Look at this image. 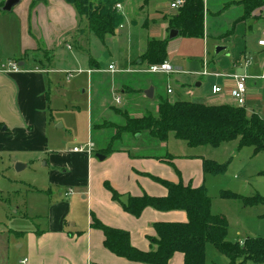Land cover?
Wrapping results in <instances>:
<instances>
[{
  "label": "crops",
  "instance_id": "crops-1",
  "mask_svg": "<svg viewBox=\"0 0 264 264\" xmlns=\"http://www.w3.org/2000/svg\"><path fill=\"white\" fill-rule=\"evenodd\" d=\"M5 1L0 0V41L13 37L12 42L16 41L17 46L7 48L13 51L7 53L11 54L7 57L14 56L7 60L16 61L21 69L17 72H5L1 66L7 60L0 62V154L26 153L25 155L36 156L42 161L46 159L43 166L48 168L42 187L27 184L25 188L30 195L34 193L42 195L47 206L45 215L37 213L35 216H28L26 197L21 195L19 205L15 200L14 213L21 211V218L34 219V222L28 228L9 229L8 233L12 239L7 240H14L17 248L25 250V256L20 260L21 264H145L127 260L109 251L103 244V232L91 226L92 216L105 226L127 231L130 244L135 248L142 251L154 250L156 246L151 243V238L155 237L154 223L185 222L186 212L180 209L160 211L146 207L140 215L134 216L123 209L119 197L127 195L129 200L130 196L143 194L165 195L166 187L156 178L175 183L181 181L194 187L205 185V176L208 174L203 173L202 161L174 158L172 153L164 152L165 142L157 143L148 136H144L143 140H138L141 135L131 138L123 136L113 143L111 142L113 132L104 135L103 132L107 130H98V136L95 137L93 135L95 118L102 124L103 117L113 115L111 110L119 109L121 112L127 110L125 105L119 108L122 101L120 95L118 97L121 101L117 108L107 104L109 103L107 99L106 103H103V96L99 98L97 114L96 101L94 99V111L92 101L87 114L88 142L80 146L83 151H74V148L80 147L58 145L52 137L51 130L53 127L51 120L54 121V117L50 108V92L54 82L49 73L53 68L61 69L59 64L62 59L66 56L69 58L66 52L68 49L72 50L80 64L79 68L85 71L90 79L91 99L94 97V81H102L103 76L106 77L113 72L123 73L121 70H125L126 73L135 71L128 70L130 67L115 69L113 65V70H109L111 64L106 69L101 68L92 40L94 43L97 42L96 46L104 45V40L90 32L87 50L81 51L79 38L73 36L77 30L79 34L86 31L81 30L84 28L81 27L83 18H80L74 7L65 0H21L10 11H3L1 7ZM122 1L124 3L117 4H120V9L124 8L126 14L127 7L132 6L133 0ZM137 1L139 0L134 2L138 4ZM206 1L204 0L206 5L202 37H210L213 34V37L219 39L216 46H223L224 49L212 60L203 59L202 69L189 73L191 79L187 78L188 73L176 72L168 75H185V78H181L183 83L179 82L181 87L195 84L199 89L204 83L207 84L210 88L202 97H205L207 104L234 105L228 92L233 85L230 74H246L247 99L244 109L248 116L257 114L264 120V48L257 44L264 30V16H258L254 11L248 18H242L240 4L235 5L231 0ZM143 2L144 0L142 4ZM149 2L150 0L146 5ZM162 21H165L162 37L147 38L145 49L150 40L168 39L167 21L166 19ZM207 21L211 22V26L209 25L210 29L208 27L205 31ZM85 22L84 25H87L86 20ZM118 27L116 31L119 30ZM74 45H77L78 49H72ZM64 47L66 48L64 57L53 61L54 66L51 65V59L42 55L43 52L56 53L58 50L64 52ZM139 51L140 53L137 52L138 54L133 56L135 59L144 52L142 49ZM66 63L63 66L67 68L60 71H66V79H70L75 66L71 60ZM204 64L209 74L201 76ZM71 70L70 77H67V72ZM117 80H114L111 88L113 94L115 91L118 93L121 91L127 98L129 94L126 93L128 91L126 88L131 86ZM213 86L220 87L222 92L213 94ZM168 89L170 87L166 86L167 95L173 93V91L167 93ZM128 92H132V89ZM114 96L112 95L113 100L117 97ZM153 97L154 89L152 98H147L143 92L139 99L149 101ZM176 100L186 99L177 97L172 101ZM156 103L157 100L155 105ZM131 115L140 117L142 113ZM121 118L123 119V116ZM54 124L56 128H62L57 121ZM128 140H132L130 144L127 143ZM88 148L91 151H87ZM96 154L103 155L104 159L99 160ZM2 157L0 155V158ZM30 157H14L12 161L16 164L20 160L26 168ZM109 188L117 194V199L112 196ZM68 190H71L70 194L65 195ZM78 211L83 212L81 225L76 223ZM182 263L183 255L175 253L168 264Z\"/></svg>",
  "mask_w": 264,
  "mask_h": 264
},
{
  "label": "rangeland",
  "instance_id": "rangeland-1",
  "mask_svg": "<svg viewBox=\"0 0 264 264\" xmlns=\"http://www.w3.org/2000/svg\"><path fill=\"white\" fill-rule=\"evenodd\" d=\"M103 1L104 0H89V4L86 7L87 9H90L91 6L94 8ZM134 1L135 0L131 2L132 6L127 7L128 13L126 12V14L124 13L123 7L119 10L116 6L114 7L120 20L119 30L116 31L114 36H105L104 45L101 44L96 46L97 42L94 43L93 40L92 45L95 47V53H97L101 68L106 69L107 66L111 64L115 69L130 67L128 70H133L135 72L126 73L124 72L125 70H121L123 73L113 72L106 77L103 76L102 81H94V97L92 99L90 79L86 72L79 68L78 65L80 64L76 61L73 52H71L72 50L69 51L67 48L68 50L66 51L64 47V52L62 50H58L56 53L43 52L42 55L44 57L51 59L52 66L55 65V63H52L53 61L60 60L64 57L65 51L69 55V58L66 56V58L62 59L60 62L59 66L61 69L53 68L49 73V77H52V81L54 82V86L51 88L50 92V108L52 117H54V121L51 120V126H53L51 130H53L52 137L57 141L58 145H67V147L73 148L80 147L88 142V109L93 101L94 111L95 99V113L97 114L99 98H102V96L103 103L107 99L109 101L107 104L112 105V107L116 106L115 108H117L119 104L115 103L112 95L114 96L115 94L114 97L120 95L122 101L119 108L123 105L126 106L127 110H121L125 112L123 115H126L127 118H132V116L135 117V115L131 114H143L145 109L155 114V101L159 96L169 97L172 100L177 99V97L185 98L188 101L207 104L205 97L202 98L204 92L208 91L210 88L209 86L207 87V84L204 83V85L198 89L195 84L181 87L180 83H183L181 78L186 77L183 74L188 73L187 78L191 79L189 73L192 71H200V69H202L201 64L203 59L212 60L217 55L214 51L219 39L213 37V34L205 38L179 35L173 39H166L168 46L165 61H168L174 68H180V72L183 74H173L169 76L170 74L145 72L150 64L155 63L142 62V54L138 55L136 59L133 56L137 52L140 53V49L144 51L147 38L154 37L157 39L158 37H162L164 30L163 25H165V21L162 20L167 19V17L176 10L170 8V3L173 0H150L148 5H146L148 0H144L143 4L142 0L137 1L138 4ZM241 1L242 0H231V3L237 5L240 4ZM114 2L115 4L124 3L122 0H115ZM257 10L258 16H264V5ZM155 13L157 15H155ZM81 22V27L84 26V28L81 29L82 32H84V29L87 31V25H84L85 18H83ZM218 24H215V26ZM209 25L211 26V22L207 21V27L205 24V31ZM86 31L79 34L77 30L73 36V38H79L82 52L87 50V40L91 35L88 33L89 31ZM8 40H10V42H8ZM13 40V37H10L9 39H5V41H0V62L14 57H7L11 55L7 53L13 52L7 48L12 46V48H15L17 46H15L16 41L12 42ZM79 43H77V45ZM77 45L72 46V49H78ZM39 54L41 55V53ZM69 60L74 64L75 70L70 79H66V71L60 70H65L67 68L63 65L67 64L66 62ZM8 61H10V59L7 60V62ZM70 72L72 73V70ZM115 79H118V82H125L131 86L130 88H126L128 91L132 89L130 93L126 91V93L129 94L127 98L125 97L126 94L121 91L119 93L115 91L113 94L111 88L113 87ZM150 86L154 89L153 99L149 101L148 99L140 101L139 96H143V92ZM166 86L170 87L173 93L167 95L165 92ZM189 90H191V92H189ZM111 112L113 114L112 116L103 117V122H106L107 125L114 126V123L120 126L125 122L124 116L123 119L121 118L122 114H118V116L113 110H111ZM99 118L100 117H98V119ZM56 121L62 125V128L55 127L54 123H56ZM94 121L99 123V120L97 121L96 118L93 122ZM108 130L109 131L103 132L104 135H109V133L112 132V129L108 128ZM93 135L95 137L98 136V129L94 131ZM144 136L146 135H141L142 139H140V137L138 140H143ZM131 141L132 140H128L127 143L130 144ZM237 144V140H231L222 143L218 147L209 145L189 146L170 133L169 138L165 142L164 152L172 153L174 158L178 159L186 158L192 161H202L203 159L214 160L226 166L222 173L206 175L204 186L211 200V212L223 216L227 222V241H239L242 243L247 237H264V205L243 206L240 201L223 199L221 197V191L229 190L243 196H251V194L264 196V152L253 153L252 147L243 146L238 148ZM25 154L26 153L21 152L15 154H0L3 156L0 158V264H21L20 260L25 256V250L17 248L14 240H7L8 238L12 239L8 231L16 227L28 228L34 222V219L21 218V211L14 213L16 209L15 200H17L16 203L19 205L18 203L22 200V198L20 199L19 197L21 195L26 197L25 200L29 207L27 208V213L30 217L37 215V213L45 215L47 209L42 195L39 193L30 195L25 189L26 186H28L27 184L35 187H42L44 185V176H46V170H48L47 167L43 166L46 159L42 161L41 159H37L36 156L30 157ZM14 157H30L27 162L28 166L17 171L15 169L16 164L12 161ZM173 160L175 161V159ZM16 163L22 162L18 160ZM177 177H180V175H177ZM77 213L76 223L81 225L83 222V212L78 211ZM38 220L42 221V219ZM206 259L216 264L228 263L227 258L219 253L212 245H207L206 247Z\"/></svg>",
  "mask_w": 264,
  "mask_h": 264
},
{
  "label": "trees",
  "instance_id": "trees-1",
  "mask_svg": "<svg viewBox=\"0 0 264 264\" xmlns=\"http://www.w3.org/2000/svg\"><path fill=\"white\" fill-rule=\"evenodd\" d=\"M114 1L104 0L94 8L91 6L87 9L89 0H65L74 7L80 18H85L87 31L101 40L114 35L120 25ZM240 5L242 18H248L264 5V0H242ZM204 14V0H185L180 8L167 17V29H175L178 35L186 37H202ZM142 56V62L158 64L165 61L167 40H150ZM156 105L155 114L145 110L142 116L132 118L123 115L124 111L113 109L116 114L124 116L125 122L120 126L114 123V126H109L106 122L100 124L94 121L93 130L112 129L113 143L123 136L129 138L143 134L157 143H163L172 133L189 146L218 147L224 142L237 140L238 148L249 146L254 153L264 152V120L257 114L248 116L244 107L188 100L172 101L162 96L158 97ZM202 168L204 174L216 175L224 172L226 166L203 159ZM156 180L166 187L165 195L130 196L128 203L122 205L123 209L134 216L140 215L146 207L160 211L180 209L186 212L187 220L154 223L155 237L151 238V243L156 248L142 251L130 244L127 231L105 226L92 216L91 226L103 232V244L109 251L127 260L145 264H168L175 253L183 255L182 264H216L206 259V247L212 245L227 258V264H264V237H247L242 243L227 241V222L223 216L211 212V200L204 185L194 187L181 181ZM111 193L115 199L118 198L113 190ZM221 197L240 201L243 206L264 205V196L259 194L243 196L222 190Z\"/></svg>",
  "mask_w": 264,
  "mask_h": 264
},
{
  "label": "built area",
  "instance_id": "built-area-1",
  "mask_svg": "<svg viewBox=\"0 0 264 264\" xmlns=\"http://www.w3.org/2000/svg\"><path fill=\"white\" fill-rule=\"evenodd\" d=\"M185 0H173L170 3V8L171 9H178L180 8L183 4H184ZM117 9H120V4H116L115 5ZM257 44L261 47L264 48V30L261 32V38L258 39ZM2 70L5 72H17L19 71L21 68L18 65V63L16 61H8L3 63V65L1 66ZM109 70H113V66L110 65L108 67ZM181 70L178 68H174L171 64H169L167 61H163L161 63L158 64H150L149 67L145 70V72H149V73H161V74H172V73H176V72H180ZM209 74L208 70L206 69V66L204 64L203 66V70L200 72V75L205 76ZM71 72L68 71L67 72V77H70ZM247 75L246 74H241V73H233L230 74V78L233 81V85L232 87L229 89V95L230 98L233 100L234 105L238 106V107H244L245 103H246V99H247V94H246V80H247ZM171 90L168 89L167 93H170ZM222 92V89L220 87L217 86H213L212 88V93L213 94H218ZM116 104L120 103V97H116L114 99ZM90 148L87 149V151H91L89 150ZM83 151L84 149L82 147L80 148H74V151ZM71 190H68L65 192V195L70 194ZM254 264V263H252Z\"/></svg>",
  "mask_w": 264,
  "mask_h": 264
},
{
  "label": "water",
  "instance_id": "water-1",
  "mask_svg": "<svg viewBox=\"0 0 264 264\" xmlns=\"http://www.w3.org/2000/svg\"><path fill=\"white\" fill-rule=\"evenodd\" d=\"M20 1L21 0H6L5 3H4V5L1 7V10H3V11H10L15 5L19 4ZM177 36H178V31L177 30H175V29L169 30L168 39H173V38H175ZM223 49H224L223 46H216L214 53L215 54H218ZM144 94H145V96L147 98H152V96H153V87H149L148 89H146L144 91ZM96 157L99 160H103L104 159V156L103 155H100V154H96ZM24 167H25V165L22 164V163H16V165H15V169L17 171L23 169ZM119 201L122 204L126 205L128 203V196L127 195H123V196L119 197Z\"/></svg>",
  "mask_w": 264,
  "mask_h": 264
}]
</instances>
